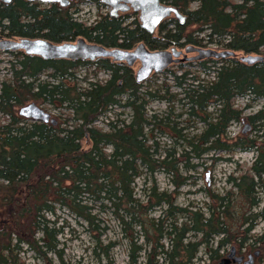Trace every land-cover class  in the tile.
<instances>
[{
	"label": "trees",
	"instance_id": "1",
	"mask_svg": "<svg viewBox=\"0 0 264 264\" xmlns=\"http://www.w3.org/2000/svg\"><path fill=\"white\" fill-rule=\"evenodd\" d=\"M76 1L78 6L102 7V0ZM159 1L178 10L184 24L171 15L149 34L132 15L128 24V17L102 16L86 26L73 19L74 4L66 10L20 1L0 11V21L6 19L3 30L12 34L37 38L44 33L57 43L82 37L106 48L131 50L143 44L150 51H160L205 48V41L243 56L264 50V0H196L194 10H190L191 0ZM193 26L197 28L190 31ZM8 56L13 58L8 61L9 78L0 84V114L7 121L0 125V264H23L21 246L46 263L48 255L60 257L57 237L63 227H57L55 216L59 209L96 232L93 252L100 249L98 257L106 264H111L115 242L102 247L107 227H100L99 214H109L119 225L128 243V264L139 259L142 264H194L201 248L208 264H217L224 249L232 246L239 252L256 249L260 257L264 230L261 235L251 232L258 221L264 222V207L259 209L264 197V108L244 118L243 110L250 105L237 109L234 102L237 97H247L251 103L264 100V61L247 65L233 59H207L195 62V71L191 65L178 64L162 74L164 80L145 87L136 83L129 69L102 61L92 65L107 73L108 79L78 89L65 82L74 77L68 70L86 66L83 62L64 69V62ZM46 73L52 81L41 80ZM201 73L213 77L203 80ZM168 77L173 85L167 83ZM34 101L64 108L67 116L61 113L55 126L19 117L18 110ZM152 102H164L168 108L161 115L149 114ZM173 105L179 106L177 113ZM113 107L127 109L129 120L116 119L106 129L97 128L95 122ZM184 115V121L202 124V130L189 136L191 126L181 125ZM239 121H247L252 134L231 140L227 130ZM154 132L170 134L179 143L162 150ZM84 141L89 143L87 150ZM236 152L256 156L246 172L229 175V189L223 194L207 193L210 204L205 211L174 206L177 191L192 179L189 173L203 166L202 156ZM144 172L150 184L144 181L141 199L133 186ZM158 172L167 177L172 192L157 190L153 176ZM155 209L160 210L156 218L151 216Z\"/></svg>",
	"mask_w": 264,
	"mask_h": 264
},
{
	"label": "rangeland",
	"instance_id": "2",
	"mask_svg": "<svg viewBox=\"0 0 264 264\" xmlns=\"http://www.w3.org/2000/svg\"><path fill=\"white\" fill-rule=\"evenodd\" d=\"M234 3H238V0H233ZM77 1L72 0V4H74V8H69L70 12L75 15V8L78 6L76 5ZM198 6L196 0H191L190 3V10L196 9ZM71 7V6H70ZM79 9V16L76 18L78 22H83L86 26H93L96 21L99 20V17H102L104 13L106 12L105 9L101 8H95L93 5L90 4H83L78 6ZM110 11V9H109ZM109 13V12H108ZM72 15V17H73ZM132 14L128 15L127 21L125 22L128 24L131 18ZM136 17V16H135ZM138 21V17H136ZM197 27L193 26L189 28L190 31L195 30ZM200 38L203 36L199 34ZM206 47L203 48L204 50H212L216 52H224L226 50L219 49L217 45L207 44L205 41L202 43ZM185 47H178V50H182ZM202 48V47H200ZM182 52V51H181ZM184 54V53H182ZM238 57L243 56L242 54L235 53ZM190 55V56H196ZM260 56H263L264 58V50H262V54ZM182 57V56H181ZM180 58V57H179ZM207 59H213V58H204L202 60H190V61H180L179 65H191V70L195 71L197 68L194 67L195 62H201ZM232 59L231 57L224 58V59H213L216 61L219 60H228ZM8 61H13V58L8 55H0V84L3 80H6L9 78L8 73ZM183 62L182 64H180ZM177 64V65H178ZM173 66H170L169 69H173ZM137 66H135L134 71H136ZM168 70V69H167ZM49 73H46L41 76L42 81H52L48 77ZM160 74H155L158 76L157 78L153 79V76L149 80L152 81H146L144 82V86H148L152 82L159 83L162 80L165 79V77ZM134 75V72H133ZM162 75V76H160ZM213 74L211 75H205L204 73H201V78L203 80H210L212 79ZM108 79L107 73H104L102 71H97L93 66H84L77 68L74 71V77L71 79H68L66 84H68L71 88L76 87L78 89L86 88L89 82H101L104 83L105 80ZM167 83L169 85L172 84V79L169 77L166 78ZM172 91H176L174 88ZM247 97H237L234 105L237 109H243L245 108V105H250L249 108H245L243 110V117H248L260 109L264 108V100H260L254 103L248 102ZM36 104L38 107L43 109L46 113L50 114L53 118L57 119L59 115L62 113L64 116H67L66 111L64 108L57 109L49 106L48 104L43 103L42 101H34L30 102ZM28 103V104H30ZM180 105V104H179ZM174 107V113H177L179 111V106L173 105ZM168 105L164 102H152L148 106L149 114H158L161 115L165 110H167ZM212 108L208 109V112L211 111ZM130 118V113L127 109H118L116 107L111 108L108 110L107 114L104 117L99 118L95 122V126L99 129H106V124L111 121H115L116 119L128 121ZM187 118V116H183L181 118L182 126H191L187 131L190 133L189 136L192 134L198 133L202 130L203 126L202 124H199L198 122L194 121H184ZM6 119L3 118L0 114V125L6 123ZM245 124H249L247 121H239L234 122L230 125L228 128V137L231 140L237 139L238 137H242V129ZM252 126V125H251ZM253 130V128H252ZM251 130V132H252ZM250 131V130H249ZM186 132V131H185ZM249 132V135L252 134ZM155 135V141L159 144L162 150L168 149L170 147H173V145H178L176 143V139L174 136L168 134V135H160L157 132H154ZM82 146L85 150L89 148V143L87 141L82 142ZM221 157V160L218 161H212L211 158L214 157ZM256 154L253 152H236L232 156L230 155H224V154H212L209 153L205 156H202V159L200 163L203 164V166H200L196 169L195 172L189 173L192 177V179L187 183L186 186L182 187L177 191V194L174 197V206L176 208H187L191 207L193 210H204L206 207L210 204V200L208 199L207 193L213 192L214 194H223L226 190L229 189V186L227 184V178L230 176H237L242 172H246L250 167L251 164L255 158ZM230 159V162H227L225 160ZM192 163H197V161L192 160ZM209 172L208 177V183L205 180L206 173ZM184 174V173H183ZM155 180V185L157 187V190L159 192L167 191L168 193L172 192L173 188L170 186V183L167 179V177L162 173L158 172L153 176ZM144 181L147 183L146 186H148L149 179L147 176H145V172L142 174V176L135 180V184L133 186L134 188V194L137 198L142 199V188L146 187L144 186ZM261 207H264V197L263 194L261 196V204L259 206V209ZM258 210V209H257ZM96 213V212H95ZM160 213V210H154L153 213H151V216L156 218ZM56 219L58 221L57 227L61 226L63 227V233L60 234L57 237V240L59 241L58 249L60 250V257L54 256V255H48L49 262L46 263L45 261L39 259L33 252H25V247L21 246V251L19 254V257L21 259V262L23 264H106L107 261L104 259L98 257L101 255L100 249L96 252V254L93 252V248L95 247V240L94 236L96 232H93L89 229V227L80 219L76 218L74 215L69 214L64 209H59L55 213ZM49 217V216H48ZM99 218L103 221V224H100V227L106 226L107 231L103 234L101 237V245L104 247L108 242H115L114 248L110 252V260L111 264H128V243L127 240L124 238V234L121 231L119 225L116 221L112 219V217L109 214H99ZM171 220V219H170ZM170 220L166 221L164 224V228L168 227V224L170 223ZM183 220V219H182ZM181 221V219H180ZM264 230V222L258 221L256 223V227L253 232L254 235H261ZM39 235H37V238ZM199 236L196 237L198 239ZM140 243V242H139ZM235 247V246H232ZM231 247H227L224 249L222 253V258L226 257V255L229 253ZM236 248V247H235ZM237 250V248H236ZM257 251L256 249L254 252ZM261 254L259 259L255 261V264H264V249L260 250ZM254 252H247L245 250L239 252L237 250V256L243 257L245 260H247L249 255H252ZM205 249L201 248L199 250V253L197 254V261L194 264H208L209 261L207 260V255L205 254ZM257 257V258H258ZM101 259V260H100ZM219 262H217L218 264ZM137 264H142V260L139 259Z\"/></svg>",
	"mask_w": 264,
	"mask_h": 264
},
{
	"label": "water",
	"instance_id": "3",
	"mask_svg": "<svg viewBox=\"0 0 264 264\" xmlns=\"http://www.w3.org/2000/svg\"><path fill=\"white\" fill-rule=\"evenodd\" d=\"M9 1V0H2ZM29 2H41L44 4L57 3L61 7H66L68 2L66 0H26ZM101 4L110 9L109 16H116V12H125L129 8L138 15V23L142 30L149 34H153L159 24L173 15L179 23L184 24L185 17L178 12L175 8L161 3L159 0H102ZM196 53L197 55L192 58H187L186 54H182L181 51L176 48L170 50L149 51L143 45H139L132 52L128 51H114L105 52L104 50L97 48L96 50H90L88 46L84 44L82 40H78L75 46H72L69 50L62 51L60 48H48L45 44L37 42L34 46L27 47L26 54L38 55L45 60L54 59H70V60H94L97 56L104 57L106 55H112L117 59L124 60L128 66L134 64L136 60L140 62V66L135 72L134 78L137 84L145 82L152 74H160L167 69L170 64L180 61L190 60H202L204 58L224 59L228 57H234L233 52H216L211 50H199L192 47L186 49V53ZM114 53V54H113ZM182 56V59L179 57ZM188 59V60H187ZM240 62L253 65L257 62L264 61L262 56H244L239 59ZM18 115L24 120L32 122H38L41 124H49L52 126L57 125V120L51 118L50 115L44 112L40 107L34 103H30L22 106L18 110ZM250 126L246 124L242 129V134L245 135L249 132ZM209 172L205 175V180L208 183ZM259 256V252L256 251L252 255H249L247 260L243 257L237 256V250L235 247H231L226 257L219 261V264H255L256 257Z\"/></svg>",
	"mask_w": 264,
	"mask_h": 264
},
{
	"label": "flooded vegetation",
	"instance_id": "4",
	"mask_svg": "<svg viewBox=\"0 0 264 264\" xmlns=\"http://www.w3.org/2000/svg\"><path fill=\"white\" fill-rule=\"evenodd\" d=\"M16 1H20V2H22L24 4L29 3L30 5H35L38 8H45L47 6L57 5L59 8L66 9V10L69 9V7L72 4V0H66L68 2L66 7H61L57 3L44 4V3H41V2H36V1L29 2V1H26V0H9L7 2L0 0V11H2L4 8H7V7H13L15 5ZM101 6H102L101 8L106 10V12L104 13L103 16L104 17L105 16H109V13H108L109 12V8H107L106 6H104L102 4H101ZM129 14H132V15L138 17L137 13H134L133 10L131 8H129V5H128V10L127 11H125V12L117 11L116 12V16H114V17L109 16V17H111L112 19H120L121 20L123 18L128 17ZM4 20H6V19H4ZM3 21H0V55H2V54H4V55L23 54V55H27V57H29V58H37V59H40V60L45 61V62H64V63H66V65L64 66V69L66 67H70L69 64H74V63L75 64H79L80 62H83L84 64H86V66L89 65V64H90L89 66H93L92 64H98L99 62L107 61L110 64L115 65L116 67L129 69L132 72V75H133V72H134V75H135V72H136V71H134L135 66H137V68L140 66V62L138 60H136L133 65L128 66V64L124 60L117 59V58L113 57L112 55H106L104 57L97 56L94 60H85V61L70 60V59H67V58L66 59L45 60V59H42L38 55H28V54H26L27 47H29L31 45L34 46L37 42L45 44V47H48V48H60V49H62V51H66V50H69L72 46H75L76 42L78 40H82L84 42V44L86 46H88V48L90 50H96L97 48H100V49H102V50H104L105 52H108V53L109 52H114V51H128V52H132L133 50H135V48L138 45L133 47L131 50H122V49H118V48H106L104 46H100V45H97L95 43H90V42H88L86 39H84L82 37H78V38H76V39H74L72 41H62V42H59V43L54 42V41L50 40L49 38L44 37L43 36L44 33L40 34V36L37 37V38L22 37V36H18L16 34L10 33L9 30H3V27L7 26V24L5 22H3ZM128 22L130 23V21H128ZM144 47L147 50H149L146 46H144ZM187 47H189V46H187ZM177 48L178 47H176V49ZM194 48L195 49H199V50L203 49V48H196V47H194ZM185 50L186 49H182V50H179V51H182V53L186 54V57L188 59L192 58V57H195V56H190V55H195V53H190V52L186 53ZM23 57H26V56H23ZM180 59H182L181 56H180ZM232 59L235 60V61H239L240 58L234 56ZM201 62L204 63V61H201ZM182 63L183 62H181L180 64H182ZM74 71L75 70H73V69L72 70L71 69L68 70V72L72 73V74H74Z\"/></svg>",
	"mask_w": 264,
	"mask_h": 264
},
{
	"label": "bare ground",
	"instance_id": "5",
	"mask_svg": "<svg viewBox=\"0 0 264 264\" xmlns=\"http://www.w3.org/2000/svg\"><path fill=\"white\" fill-rule=\"evenodd\" d=\"M165 4V3H164ZM95 7V6H94ZM96 8V7H95ZM110 12V11H109ZM75 15H73V19L75 20V21H77V17L79 16V10L76 12L75 11V13H74ZM78 22V21H77ZM79 23H82L83 24V22H79ZM85 25V24H84ZM139 45H143V44H138V46ZM144 46V45H143ZM190 47V46H189ZM189 47H186V48H184V49H188ZM174 48V47H173ZM192 48H194V47H192ZM171 49V48H170ZM170 49H167V50H170ZM176 50H178V49H176ZM201 50H204V49H201ZM179 51V50H178ZM212 51V50H211ZM185 52H186V50H185ZM227 52H231V51H227ZM234 53V52H233ZM247 56H255V55H247ZM258 56H260V55H258ZM242 57H244V56H242ZM263 57V56H262ZM241 58V57H240ZM183 61V60H182ZM240 62V61H239ZM263 62V61H262ZM179 62H177V63H172V64H170V66H172V65H177ZM240 63H242V62H240ZM257 63H261V62H257ZM170 66L167 68V69H169L170 68ZM167 69H165L164 70V72L167 70ZM163 73V72H162ZM153 75H155V74H152L151 76H153ZM151 76H150V78H151ZM149 79V78H148ZM147 79V80H148ZM146 80V81H147ZM145 81V82H146ZM144 83V82H143ZM43 110V109H42ZM44 111V110H43ZM45 112V111H44ZM50 115V114H49ZM50 117L51 118H53L51 115H50ZM55 119V118H54ZM57 123H58V121H57ZM246 125V124H245ZM249 125V124H248ZM250 126V125H249ZM231 249V248H230ZM256 252V251H255ZM222 259V258H221ZM255 259V261L257 260V257L256 258H254ZM219 264V263H218Z\"/></svg>",
	"mask_w": 264,
	"mask_h": 264
}]
</instances>
